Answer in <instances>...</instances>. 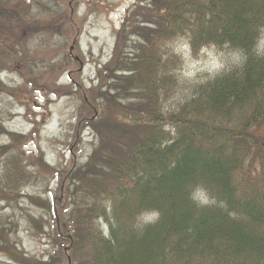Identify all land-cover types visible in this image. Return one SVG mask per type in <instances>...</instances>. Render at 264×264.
Returning a JSON list of instances; mask_svg holds the SVG:
<instances>
[{"label": "trees", "instance_id": "16d2710c", "mask_svg": "<svg viewBox=\"0 0 264 264\" xmlns=\"http://www.w3.org/2000/svg\"><path fill=\"white\" fill-rule=\"evenodd\" d=\"M65 2L0 0V26H9L10 42L78 38V13ZM26 4L24 16L11 10ZM129 15L115 65L100 70L114 80L115 93H104L109 136L86 116L78 123L97 131L99 146L71 176L83 190L80 206L64 216L71 231L56 223L54 236L74 259L85 247L84 264H264V0H138ZM180 41L196 57L214 48L241 60L182 96L183 61L173 45ZM70 55L51 72L70 69ZM170 98L176 103L167 108ZM4 126L0 120V136L16 151L0 153V203L17 200L33 178L17 150L27 138ZM150 215L157 219L143 227ZM8 225L0 215L1 251Z\"/></svg>", "mask_w": 264, "mask_h": 264}, {"label": "rangeland", "instance_id": "374dc122", "mask_svg": "<svg viewBox=\"0 0 264 264\" xmlns=\"http://www.w3.org/2000/svg\"><path fill=\"white\" fill-rule=\"evenodd\" d=\"M65 1L67 5L74 2L71 7H75L78 13L76 18L81 24L78 38L65 35L28 36L23 43L10 42L7 36L9 26H0V45H3L0 46V83L5 88H0V120L5 123L8 132L27 138L18 143L17 150L24 154L26 170L33 176L17 200L0 203V215L10 222L5 227L7 250H0V264H23L22 256L34 264H84L87 255L83 247L78 250L75 259L72 258L68 254V242L60 241L53 230L58 223L63 233L71 231L67 226L68 216L66 219L64 216L80 206L83 196L82 187L71 176L99 146L97 131L87 124L82 127L78 123L86 116V121L97 123L109 136L105 128L108 104L104 93H115L114 80H111L108 71L105 74L100 70L115 65L113 55L118 33L127 25L126 20L135 11L138 0ZM14 7L21 11L22 16L27 14L26 11L30 12L29 4L13 5L11 10ZM51 17L43 18V21L47 22ZM173 45L183 61L179 72L184 84L182 96L190 85L207 82L241 60L236 53H222L214 48L203 49L196 57L185 41ZM1 47L6 49L1 50ZM69 49L73 50L71 55ZM259 52L264 53V33ZM67 55L73 60L71 71H67L70 70L67 66L64 72L58 70L52 73L51 64L63 62ZM72 79L75 80L73 84ZM80 89L85 93H80ZM177 98H170L167 108L173 107ZM86 103L93 104L94 110ZM10 140L8 135L0 136V153L7 154L4 159L16 151ZM6 147L10 149L6 150ZM201 197V204L207 205V198ZM33 198L41 203H51L52 211L48 212ZM30 217L36 220L37 230ZM156 219H142L143 227ZM98 226L109 235L107 225L99 221ZM0 246L4 245L0 242Z\"/></svg>", "mask_w": 264, "mask_h": 264}]
</instances>
